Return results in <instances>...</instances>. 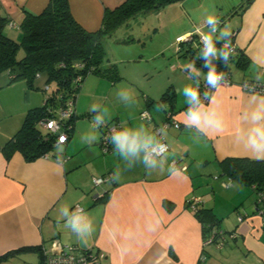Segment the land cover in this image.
<instances>
[{
	"label": "crops",
	"instance_id": "1",
	"mask_svg": "<svg viewBox=\"0 0 264 264\" xmlns=\"http://www.w3.org/2000/svg\"><path fill=\"white\" fill-rule=\"evenodd\" d=\"M124 1L69 0V6L83 28L95 31L105 8ZM48 3L0 0V17L7 20L5 34L20 40L19 26L26 14L38 15ZM226 23L236 50L249 61L245 66L232 61L230 66L239 71L231 72V81L219 83L207 102L192 108L201 110V124L212 114L222 120L221 130L209 129L207 135L197 125L185 123L194 99L180 97L183 90L176 86L174 98L160 99L158 108L155 99L142 91L133 112L124 114L114 107L109 117L104 114L105 119L93 121V126L88 118L78 117L90 112L89 120L97 118L100 105L95 101L100 97L89 92L94 101L75 100L73 133L59 151L55 152V146L33 161L16 151L7 159L1 147L20 128L26 112L43 104L45 78L35 79V89L23 79L10 82L9 73H0V255L20 249L15 256H34L41 264V247H49L56 239L97 250L102 264H264V211L256 209L257 195L252 187L229 179L219 164L226 157L254 159L257 155L248 145V131L254 112L259 109L264 115V92L249 91L244 83L264 84V0L239 7ZM197 75L199 80L206 76ZM144 110L149 120L138 117ZM169 114L180 128L164 126ZM110 119L117 130L105 152L100 139L108 124L104 120ZM125 132L140 145L138 150L121 147L115 140ZM72 139L73 145L80 146L79 153L73 151ZM149 140L151 144L145 146ZM163 141L167 151L148 158L146 150ZM109 173L110 180L93 184V178ZM195 198L197 208L211 209L219 218L220 230L233 233L226 234L221 247L204 243L203 226L189 205ZM75 206L83 208L81 215L92 225L91 235L85 234L86 243L66 227L68 217L62 209L68 208L71 215Z\"/></svg>",
	"mask_w": 264,
	"mask_h": 264
},
{
	"label": "trees",
	"instance_id": "2",
	"mask_svg": "<svg viewBox=\"0 0 264 264\" xmlns=\"http://www.w3.org/2000/svg\"><path fill=\"white\" fill-rule=\"evenodd\" d=\"M171 1L173 0H125L113 9L105 8L100 28L88 31L74 19L69 0H49L40 14H26L19 26L22 33L20 40L5 34L4 27L7 20L0 17V73H9L10 82L17 79L25 80L29 88L37 89L34 81L41 75L45 78L42 90L45 86H48L49 90L51 83L55 86L48 95H45L41 106L26 112L20 128L1 147L5 157L9 159L14 152L18 151L27 161H33L52 152L56 146L55 136L45 132L40 126V121L53 115L54 110L69 96H72L75 101L87 75L95 74L108 78L112 82L120 78L115 65L101 66L105 54L103 40L112 36L118 27L126 25L130 19L162 8ZM250 2L251 0H246L240 7H246ZM193 41V35L189 41H181L178 53L188 56L190 63L205 74L212 66H215L216 71L230 72L232 61L239 66H245L249 61L244 52L235 50L229 54L228 63H225L223 57L206 55L198 46V40ZM219 43L221 41H215L216 46ZM20 50L23 51L22 56L18 55ZM234 53L236 56H233ZM187 70L194 75L198 83L200 80L197 72L190 71L189 68ZM78 76L79 81H74V78ZM173 98L174 91L169 87L160 99ZM91 115L92 113L86 112L78 117L89 119ZM75 118L74 114L68 139L72 136ZM219 164L222 173L229 179L252 187L257 195L256 209L264 210V203L257 202L259 196H264V160L226 157ZM104 197L103 194L100 198ZM195 215L203 226L205 238L210 236L213 230H220L217 227L220 220L211 209L197 208ZM228 233L225 232V234ZM19 251L20 249L12 250L0 255V264L2 260Z\"/></svg>",
	"mask_w": 264,
	"mask_h": 264
},
{
	"label": "rangeland",
	"instance_id": "3",
	"mask_svg": "<svg viewBox=\"0 0 264 264\" xmlns=\"http://www.w3.org/2000/svg\"><path fill=\"white\" fill-rule=\"evenodd\" d=\"M245 2L246 0H173L162 8L130 19L126 25L118 27L112 36L106 37L102 42L105 54L101 66L115 65L120 78L111 82L109 79L89 74L77 93V102L79 99L84 103L94 101L87 95L89 92H95L100 97L95 101L100 105L97 112L100 120L91 118L87 121L92 126L93 121L101 123V119H105L104 114L109 117L114 107L124 114L133 112L140 102L142 91L155 99L154 106L158 108L156 102H160V96L169 86L174 90L176 89L174 86L184 90L190 83L195 84V77L187 68L197 73L202 72L190 63L188 56L178 53L181 42L178 41V37L190 34L193 35V42L199 41L201 34L210 31L205 23L209 15L218 18L220 29L229 31L226 22ZM197 29L200 31L197 32ZM184 32L187 34L181 35ZM219 35L220 32L217 30L215 36ZM18 55L22 56L23 51L20 50ZM230 69L232 74L239 71L234 64H231ZM49 85V90H43L46 95L55 87L53 83ZM83 86L86 87L84 94ZM101 94L102 97H106L104 100L101 99ZM124 94L127 95V99L124 98ZM180 97L185 99L187 95L183 91ZM113 121L104 120V123L114 125ZM72 142L73 139L71 140L73 151L79 153L80 146L78 149V144L73 145ZM60 149V146L56 145L55 152ZM75 152H71V156ZM67 154L69 155V152ZM3 264L37 262L34 256L13 255Z\"/></svg>",
	"mask_w": 264,
	"mask_h": 264
},
{
	"label": "built area",
	"instance_id": "4",
	"mask_svg": "<svg viewBox=\"0 0 264 264\" xmlns=\"http://www.w3.org/2000/svg\"><path fill=\"white\" fill-rule=\"evenodd\" d=\"M192 35L187 36L186 39L182 40V42L189 41L191 39ZM189 38V39H188ZM227 39L224 41H221L218 46L215 45L216 49L219 51V49L223 48V45ZM198 46L204 51L205 45L204 42L201 40V37L199 38L198 41ZM229 47H232L234 52L236 50L235 45L233 42L230 40V45ZM179 49V48H178ZM205 52V51H204ZM212 56V55H211ZM217 72H223L224 76L223 78L218 81V84L221 82H230L231 81V71L230 72H224V71H217ZM79 76L74 78V81H79ZM197 83V82H196ZM216 86H213L210 84L207 80V77L205 76L202 80H200L196 84V88H198V96L196 99L193 100L192 104L189 106L190 109L200 105L204 104L205 102L208 101L209 96L211 95V92ZM244 88L253 91V92H258L262 93L264 92V84L262 83H244ZM45 89H48V86H45ZM75 114V101L72 96H69L64 100V103L59 105V107L54 110V114L48 117H45L43 120L40 121V126L41 128L45 131L48 132L49 134H53L55 136V142L54 144L57 145L58 143V138L64 134L66 136V140L63 144L66 143L68 140V133L71 128V123H72V118ZM141 119L144 120H149L150 116L147 111H142L139 114ZM55 120L57 122L58 128L57 130H51L47 128V124L49 121ZM172 125L176 128H180V123L177 122L172 118V115L169 114L167 117L166 122L164 123V126ZM105 129L102 133L101 139H100V146L103 151L107 152L110 150L111 147V142L113 139V136L117 130L116 125H105ZM158 134L160 133V129L158 128L156 131ZM163 142H159L156 145L151 146L146 150V155L148 158L153 157V156H159L164 154L167 151V146ZM112 175L105 174L104 176L96 177L93 178V184L95 186L106 182L110 180ZM102 196V195H101ZM100 196V197H101ZM264 196H259L257 199L258 203H264ZM198 202V198H195L193 200L189 201V205L193 210H196V203ZM77 209L83 210L82 207L80 206H75L73 208V211H77ZM257 210L262 213V209ZM233 234V233H232ZM232 234H228L229 237L232 236ZM225 232L222 230H213L211 232V235L208 236L205 239V244L216 242V245L218 247H221L224 244L225 241ZM55 244V247H54ZM41 264H102L101 262V255L97 250L94 249H82L78 247L77 245H72V244H65L61 243L56 239H53L50 243L49 247H41Z\"/></svg>",
	"mask_w": 264,
	"mask_h": 264
},
{
	"label": "clouds",
	"instance_id": "5",
	"mask_svg": "<svg viewBox=\"0 0 264 264\" xmlns=\"http://www.w3.org/2000/svg\"><path fill=\"white\" fill-rule=\"evenodd\" d=\"M206 26L210 28V31L207 34H201V40L204 42L205 48V54L206 55H212V56H220L223 57V60L225 63H228L229 54L232 53L233 49L232 47H229L230 45V37L231 33L222 30L219 28V20L217 17L209 15L206 18ZM219 30L220 35L215 36V33ZM197 32L200 30L197 29ZM190 35V34H187ZM186 36L178 37V41H182L187 38ZM227 37V40L225 41L223 45V50L218 51L215 47V40H223ZM190 66V65H189ZM224 76L223 72H217L215 69V66H212V68L208 71L206 74L207 80L210 84L213 86H218V81H220ZM184 94L189 96L192 99H196L198 96V88H194L192 86H185L184 88ZM124 98L127 99V95L124 94ZM201 110L200 109H190L187 113V120L185 123L189 124H195L200 130H203L205 134H208V130L211 129L212 131H220L222 128V120L216 119L215 114H212L211 116L204 119V123L201 124ZM97 121L100 120V117L98 116ZM47 128L51 130H57L58 125L55 120L49 121L47 124ZM66 140V136L62 134L58 138L57 145H63V143ZM115 140L119 143L121 147H124L127 145L130 150L136 151L139 148V144L136 142V140H129L128 134L125 133H118L115 136ZM145 146L151 144V141H145ZM248 145L251 146V148L257 153L256 156H254V159L257 160H264V156L261 154H264V115L261 114V111L257 109L253 114V124L250 127L248 131ZM166 147V146H162ZM81 209H77V211L73 214L68 213V208H63L62 213L63 216H67L68 219L66 220V227L71 229L72 232H74L82 241L86 243L85 234H87V237H89L93 231L91 222L87 220L86 215H81ZM55 247V244H54Z\"/></svg>",
	"mask_w": 264,
	"mask_h": 264
}]
</instances>
